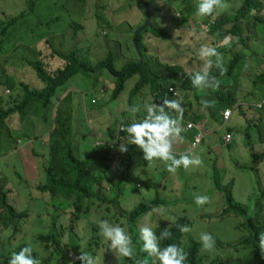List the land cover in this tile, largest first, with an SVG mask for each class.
Wrapping results in <instances>:
<instances>
[{
	"label": "rangeland",
	"instance_id": "1",
	"mask_svg": "<svg viewBox=\"0 0 264 264\" xmlns=\"http://www.w3.org/2000/svg\"><path fill=\"white\" fill-rule=\"evenodd\" d=\"M190 1L197 7L198 0ZM248 1L227 0L226 8L218 10L214 20L225 15L234 16L235 19ZM254 1L255 4L247 8L244 15L245 35L249 38L250 46L237 49L247 57L246 67L240 69L243 73L238 70L230 80L222 82L225 89L227 87L244 103L241 107L246 114L237 108L233 119L223 127L206 119L207 116L198 123L191 115L189 119L183 116L180 124L183 139L174 144L173 154L177 158L184 153L198 155L203 161L200 166H191L187 170L181 167L175 173H169L164 162L155 160L140 180L136 177L141 173V167H136L137 172L129 180L123 195L113 186L108 191L109 196H105L107 202H96L90 214L73 224L71 210L62 212L65 206L63 209L52 206L53 203L67 204L64 197L53 199L38 190V186L46 180L45 167L50 164L49 160L53 159L51 162L60 166L56 140L64 144L67 138L80 158L110 147L115 153L110 175L114 179H117L115 175L122 177L126 173L121 168L125 153L119 151V143H113L114 133L108 127L118 131L121 124L142 120L146 116L145 103H154L150 88L134 97L131 105V94L138 76L127 83L125 92L119 100L114 101L112 97L116 78L108 69L79 74L59 89L50 108L33 103L25 114H18L7 121L4 141L0 143V179L5 181L6 190L10 191L9 202L23 211L29 210L30 219L24 220L21 231L16 234L13 229L0 226L1 260L9 259L20 245L26 244L38 253V260L43 264L49 252H46L39 237L57 232V228L60 232L71 234L74 242L81 247L80 252L91 254L97 264H125L130 259L117 258L109 249V242L100 236L99 221L108 220L123 227L132 238L137 259L143 246L139 238L140 225L147 222L155 232L158 227L171 226L178 218L186 216L193 222L187 245L189 239L199 241L202 232L214 237L215 246L211 252L201 249L202 264H213L216 260L220 261L219 264H238L239 259L246 264L257 263L252 250L240 246L250 235L244 227L246 219L234 213L225 214L228 206L225 195L220 191L221 185H233L235 199L249 209L259 224H264V200L259 198L260 190L264 188V141L259 130L264 128V124L254 125L263 110L254 105L264 96V84L257 81L260 75H264V0ZM154 2L162 13L153 16L152 25L160 24L169 29L171 38L164 40L156 37L151 29L145 33L143 45L148 47V57L157 62L183 66L190 75L203 63L197 55L202 45L215 47L222 55H226L223 48L227 45L220 38L212 40L208 36L213 22L205 27V17L197 16L195 10L192 11V26H183L177 20L180 16H188L183 8L184 0H0V22L24 16L8 30L7 35H0V98L4 99V106L13 103L10 98L18 93V89L22 91L20 82L30 84L35 89L44 88L43 82L27 62L43 60L50 71H56L65 62L58 56H52L55 51L67 55L74 50H81L91 65H97L110 52H114L119 70L128 63L143 62V49L136 35L147 22L145 3L153 5ZM256 17L262 21L259 22ZM196 20L197 23H194ZM75 23L85 28L77 33ZM182 97L198 103L195 94L188 91L182 92ZM202 100L209 104L217 103V98L209 99L208 96H201ZM134 106H138L140 111L129 112L128 109ZM204 108L201 106L196 112L203 113ZM59 111L61 115L57 116ZM170 115L177 117L173 113ZM60 117L62 122L58 124ZM190 123L195 128L190 129ZM201 129L207 138L197 145L194 142ZM228 130L233 135L231 144L225 141ZM183 146L185 150L182 152L180 149ZM35 148L38 157L34 155ZM27 152L30 158L26 159L25 164L23 156H27ZM29 173L33 182L29 181ZM158 190L165 199V204L159 208L160 214L153 213L147 220L145 216L135 225L131 224L124 214H130L144 202L153 201ZM196 195L208 196L209 202L203 206L196 205ZM3 212L0 204V214ZM59 215L62 217L59 218ZM71 226L75 229L72 230ZM64 242L68 245L69 240L65 238ZM79 255L72 252L70 256L78 262L75 258Z\"/></svg>",
	"mask_w": 264,
	"mask_h": 264
},
{
	"label": "trees",
	"instance_id": "2",
	"mask_svg": "<svg viewBox=\"0 0 264 264\" xmlns=\"http://www.w3.org/2000/svg\"><path fill=\"white\" fill-rule=\"evenodd\" d=\"M227 0H225L226 2ZM198 2V1H197ZM254 2L250 0L244 5L239 11L236 18L234 16L225 15L221 19L214 20L216 12L211 16H204L205 18L203 24L205 27L210 26V23L213 22L211 31L208 32L210 39L224 40L225 36L233 37L231 42L223 48V51L226 52V55H223L224 58V67L226 72L221 75L220 71L215 68L211 69V76L216 77L219 80V88L211 91V89H196L191 85L190 75L187 73L183 66L179 65H170L163 62H157L151 57L147 56L148 47L143 45L144 34L149 33L150 29L156 37L162 38L164 40H169L171 38L170 30L163 27L160 24H153L152 28H148L143 31L136 39L142 47L141 55L143 57V62L139 60L136 63H128L122 70L117 69L116 67V58L115 53L110 52L107 58L98 63L97 65H91L83 56L81 50H74L70 54H60L59 52H53L52 56H58L63 60L64 66L59 67L56 71H50L48 66L44 63L43 60L30 61L27 62L31 68L36 72L39 79L43 82L44 88L35 89L32 85L25 82H20L19 86L22 88V91L18 89V93L10 98L12 104L5 107V101L0 98V143L4 141V129L6 123L9 119H12L13 116L18 114H25V112L31 107L33 103H41L43 107L50 108L53 106V99L56 97L59 89L65 87L75 76L79 74H90L97 73L100 70L108 69L111 74L116 78V88L113 93L112 99L114 101L119 100L121 95L125 92L127 83L135 78L139 77L135 87L132 90L131 94V105H133V99L137 95H140L143 90L150 88L152 95L154 96L155 104H162L163 99H179L183 102L184 118L189 119L191 115L195 123L201 122L203 118L207 116L206 119H209L213 123H223L224 117L222 115L227 109L235 106L238 102L237 96L223 87L222 82L225 80H230L231 77L235 75V72L243 69L244 65L247 64V57L244 54H241L237 49L249 47V38L245 35L246 25L244 15L246 14V9L249 8ZM255 4V3H254ZM193 1L184 0L185 12L188 13L187 18L178 17L177 20L181 22L183 26L190 25L192 26V16L194 12L196 14L197 7ZM152 9V16L156 13L161 12L162 10L158 5H155V2L150 3ZM195 10L194 12H192ZM192 12V13H190ZM162 13V12H161ZM258 14V13H257ZM24 16L18 18L10 19L7 21L0 22V35H7L8 30L14 26L19 20L23 19ZM200 18V17H199ZM256 19L261 22L260 17ZM153 20V19H152ZM216 21V22H214ZM257 21V22H258ZM197 23L196 21H193ZM79 30L85 28L83 25H74ZM250 31V30H249ZM247 34V33H246ZM245 37L248 41L245 42ZM140 58V56H139ZM142 59V58H141ZM241 71V70H240ZM7 79H5L6 81ZM258 83L264 84V75H260L257 79ZM1 83V80H0ZM8 83V81L6 82ZM7 85V84H6ZM171 86L177 88L179 92V97H174V94L170 91ZM11 91L12 88H10ZM16 90V89H15ZM195 94V99L197 104L193 103L191 98L182 97V92H187ZM238 94V93H237ZM201 96H208L209 99L217 98V103L210 104V107L204 108L203 113H197L196 111L201 108ZM96 102V101H95ZM242 107H240V111ZM193 111V112H192ZM244 112V110H242ZM174 115H177L174 111L170 112ZM61 115V111L57 116ZM61 117L57 120L58 124H61ZM264 124V110L261 111V116L256 120L254 125L258 126ZM59 128V127H58ZM108 129L114 133L115 141L117 139V130H114L110 127ZM108 130V131H109ZM59 131V130H58ZM213 131L212 133H214ZM231 132V130H229ZM66 133V132H65ZM261 135V140L264 141V128L259 130ZM121 137L125 136V133L120 132ZM207 137L203 139V141ZM250 138V136H249ZM3 139V140H2ZM202 141V143H203ZM119 142H117L118 144ZM190 142H188L189 144ZM59 147V157H60V166L56 163L51 162L53 159L50 156V164H46V180L38 186V190L43 195H50L51 198H57L58 196L64 197L68 201V205L63 203L61 205L53 203L52 206L55 208H61L62 212H67L71 210L73 213L72 223L76 224L79 222L83 216H86L91 213L93 205L97 202H107L108 199L105 196L108 195V191L112 189L113 186L120 191V194L123 195L127 189L129 180L132 178L133 174L137 172L136 167H141L139 171L141 173L137 175V180H140L142 175L147 174L148 162L143 159V152L134 145H128V151L124 154L123 162L121 168L125 169L124 175L116 176L118 179H114L110 173L114 167L113 155L115 154L113 149L110 147H104V149L96 150L93 154L80 158L76 154L75 148L72 146L71 142H67L65 138L64 144L57 139L56 147ZM16 143V147H17ZM188 149V147H187ZM34 155L38 157L36 151L33 149ZM184 146L180 151H184ZM27 156H23V161L26 164V159L30 158V154L27 152ZM52 154V153H51ZM176 156V155H175ZM254 156V155H253ZM261 159V157L259 158ZM29 173V181L33 182ZM4 179V178H3ZM30 182L27 181V184ZM106 186V188H105ZM166 185L164 186V189ZM233 185H221L220 191L226 197V205L228 206L225 210V214H237L246 219L244 227H246L250 235L245 238L240 246L245 247L246 249L252 250L255 259L257 260L256 264H264V257H262L259 250L258 237L261 232H264V224H259L258 220L249 212V209L238 202L233 194ZM107 190V194L105 193ZM260 199L264 200V188L260 190ZM9 193L10 191L6 190L5 181L0 179V204L4 209V212L0 214V226H3L4 229H13L14 234L21 231V227L24 223V220L30 217L29 210H21L13 203L9 202ZM165 204V199L162 197L161 191H157L156 198L147 203L140 204L135 210L130 214H124L128 218L131 224L138 223L143 219L147 213L156 207L160 208ZM123 215V216H124ZM62 216L59 215V218ZM30 219V218H29ZM56 224V223H55ZM187 225L190 228H193V222L189 217L178 218L171 226L163 225L156 229L155 233L159 237L160 234L168 228L171 232V238L160 241V247L164 248L169 244H176L179 247H182L187 254V259L185 264H202L203 259L201 257V244L196 239H189V244H186V240L189 238V233H181L180 226ZM72 230L75 229L74 226L70 227ZM52 231L47 235H41L39 237L40 242L44 246L46 252H49V257L44 261L43 264H80V262H75L74 258L70 255L72 252L76 254H81V247L77 245L72 235L67 234L66 231ZM69 240L68 245L65 244L64 239ZM28 247L26 244L20 245L16 249L18 253L22 248ZM32 255L34 258L38 259L39 255L32 250ZM142 264H153V258L145 255L144 253L137 254ZM10 259V258H9ZM9 259H0V264H8ZM219 260L213 262V264H219ZM125 264H135V260L130 259L128 263ZM238 264H246L242 259L238 260Z\"/></svg>",
	"mask_w": 264,
	"mask_h": 264
},
{
	"label": "clouds",
	"instance_id": "3",
	"mask_svg": "<svg viewBox=\"0 0 264 264\" xmlns=\"http://www.w3.org/2000/svg\"><path fill=\"white\" fill-rule=\"evenodd\" d=\"M226 8L225 0H198L196 15L200 17L211 16L217 10ZM177 30L176 32H178ZM231 41L230 36H225L223 43L228 45ZM198 58L203 61L201 67L194 70L190 74L191 85L193 88L204 90L219 88V80L211 76L213 67L220 71L223 75L226 72L224 67L223 55L217 51L215 47L202 45L198 50ZM174 93V97L179 96V93L170 89ZM202 105L207 108L211 105L208 101H201ZM144 109L146 116L139 121L133 120L131 123L121 124L117 132V139L113 143L119 142V151L126 153L128 145H134L143 152V159L151 166L155 160L164 162L169 173H175L177 169H189L191 166H200L203 161L198 155H190L189 153L181 154L177 158L173 154V146L176 142L182 141L180 126L184 108L179 99L173 98L163 99L162 104L145 103ZM131 113L140 111L138 106L128 109ZM177 113V117L173 118L170 112ZM120 132L125 133L121 137ZM209 202V197L206 195H196L195 203L198 206H203ZM160 209L154 207L151 212L147 213L150 217L153 213L160 214ZM100 236L109 242V249L116 254L117 258L124 257L135 259L136 250L133 245L132 238L127 234L126 230L119 226L110 223L108 220L98 222ZM139 238L143 242L141 251L153 258V264H185L187 254L182 247L176 244H169L164 248L160 247V241L171 238V232L166 228L158 237L153 228L147 222L143 223L138 228ZM181 233H190L193 231L187 225L180 226ZM199 242L203 252H211L215 246L214 237L208 232H202L199 235ZM259 250L264 257V232H261L258 237ZM80 264H97L96 258L91 254L81 252L75 258ZM8 264H40V261L33 257L31 246L22 248L18 253H13L8 261ZM135 264H142L139 259H135Z\"/></svg>",
	"mask_w": 264,
	"mask_h": 264
},
{
	"label": "built area",
	"instance_id": "4",
	"mask_svg": "<svg viewBox=\"0 0 264 264\" xmlns=\"http://www.w3.org/2000/svg\"><path fill=\"white\" fill-rule=\"evenodd\" d=\"M171 89L174 90L175 92L179 93V92L177 91L176 88L172 87ZM171 92H172V91H171ZM172 93H173V92H172ZM173 94H174V93H173ZM176 97H179V96H176ZM94 103H95V101H94ZM263 107H264V96L262 97L260 103L258 104V108H259V109H261V108H263ZM233 114H234V110H233V109H228V110H226V111L224 112V118H225V121H229V120L232 118ZM189 128H190V129H193V128H195V125L192 124V123H190V124H189ZM204 138H205V135H204V133H203V131H202V129H201V132L196 136V139H195V142H194V143L196 144V142H197V145H199V144L202 143V141H203ZM225 141L227 142V144H231L232 141H233V135H232V134H228V135H226V136H225ZM116 144H117V143H116Z\"/></svg>",
	"mask_w": 264,
	"mask_h": 264
},
{
	"label": "crops",
	"instance_id": "5",
	"mask_svg": "<svg viewBox=\"0 0 264 264\" xmlns=\"http://www.w3.org/2000/svg\"><path fill=\"white\" fill-rule=\"evenodd\" d=\"M250 44V43H249ZM250 46V45H249ZM252 68L254 67L253 66V64H251L250 65ZM246 67V66H245ZM244 67V68H245ZM243 70V69H242ZM241 70V71H242ZM242 73H243V71H242ZM226 81H228V80H226ZM225 82V81H224ZM263 97V96H262ZM261 101V100H260ZM260 101L257 103V104H255L254 106L255 107H258V104L260 103ZM244 103L240 100V99H238V102L236 103V105L235 106H232L231 108H229V109H233L234 110V114H235V110L238 108V109H240V107L243 105ZM259 109V108H258ZM228 110V109H227ZM246 110V109H245ZM263 110H264V107H263ZM241 113L242 114H246V112H242V110H241ZM234 114H233V116H232V118L229 120V121H225V118H224V122L223 123H219V125H220V127H223L226 123H228V122H230L232 119H233V117H234ZM222 115H223V117H224V112L222 113ZM260 117V116H259ZM258 117V118H259ZM254 118V117H253ZM202 122V121H201ZM215 123V122H214ZM228 134H232V132H229V130H228V132H227V134L226 135H228Z\"/></svg>",
	"mask_w": 264,
	"mask_h": 264
},
{
	"label": "water",
	"instance_id": "6",
	"mask_svg": "<svg viewBox=\"0 0 264 264\" xmlns=\"http://www.w3.org/2000/svg\"><path fill=\"white\" fill-rule=\"evenodd\" d=\"M141 1H143V0H141ZM145 6H146V8H147V10H148V17H147V22H146V24L141 28V29H139V31H138V33H137V37L143 32V31H145L146 29H148V28H152V19H153V16H152V9H151V7H150V5L149 4H147V3H145ZM136 44H137V41L135 42Z\"/></svg>",
	"mask_w": 264,
	"mask_h": 264
}]
</instances>
